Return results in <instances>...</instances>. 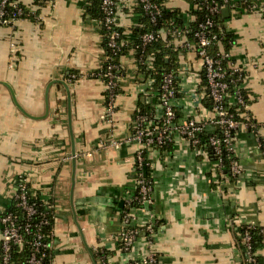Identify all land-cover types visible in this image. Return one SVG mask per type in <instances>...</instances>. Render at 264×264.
<instances>
[{
  "label": "crops",
  "instance_id": "crops-1",
  "mask_svg": "<svg viewBox=\"0 0 264 264\" xmlns=\"http://www.w3.org/2000/svg\"><path fill=\"white\" fill-rule=\"evenodd\" d=\"M20 1L30 15L0 24V212L11 205L18 179L24 177L35 192L53 202L52 264H94L70 198L71 136L64 81L71 89L77 148L73 203L87 242L94 253L103 252L99 264H143L139 259L149 248L158 253L159 264H241L236 230L252 223L264 236V13L237 8L230 9V16L224 14L225 24L237 36L230 52L246 69L249 108L259 123L257 132L241 129L237 135L243 178L229 180L219 174L206 150L197 152L182 139L173 140L170 153L150 155L151 208L157 219L153 241L150 245L142 230L132 249L124 251L121 208L135 189L133 162L139 147L131 139L133 121L144 101L143 88L152 80L138 67L133 48L122 54V90L108 121L105 83L95 74L105 48L99 20L88 11L92 0ZM166 4L180 8L187 20L195 18L191 0ZM116 14L126 37H133L143 18L137 0H117ZM180 60L186 68L179 74L180 118L212 116L210 109L197 107L194 96L198 81L192 73L201 72V59L189 51L182 52ZM259 253L264 264V244Z\"/></svg>",
  "mask_w": 264,
  "mask_h": 264
},
{
  "label": "built area",
  "instance_id": "built-area-1",
  "mask_svg": "<svg viewBox=\"0 0 264 264\" xmlns=\"http://www.w3.org/2000/svg\"><path fill=\"white\" fill-rule=\"evenodd\" d=\"M5 1L6 0H2V3ZM142 1H144V7L150 12L152 20H155V9H157L156 3H152L150 0ZM198 3H201L208 12L214 14L220 12L225 7H229L230 9L238 8L235 0H198L196 6ZM102 8L104 11L105 24L111 28L108 44L114 53H117L120 51L122 45L120 42L122 32L117 27H112L113 25L119 26L116 14L117 0H102ZM251 9H260V7L256 4H252ZM18 12H21L20 8L18 9ZM2 13L3 12H0V23L3 22V19L1 18ZM16 14L17 13H14V15ZM16 19L18 18H14L13 21ZM214 23L215 20L211 16H207L204 21L202 20L199 23V30L195 32L197 42L189 40L178 28L167 30L172 34L183 35L175 40V46L178 49L186 50L187 52L193 51L198 58L201 59V72L192 73L198 81L197 90L194 96L197 99V107L203 106V108L210 109L212 116L210 115L202 118L195 116L194 114H189L183 119L178 118L176 120L175 106L176 101L180 97V95L177 94V91L179 90L183 94V89L180 86L179 74L183 69H186L183 66L181 67V60H179V65L175 69H170L163 73L159 88L155 87L154 76H150L152 82L146 83V87L143 88L144 101L151 103L153 97L157 100L155 102L154 111H152L151 114H137L133 121L131 139L137 140L139 147L134 154L133 162L135 189L123 202L124 206H128L129 209L124 210L121 208L123 229L120 238L121 242L123 241L124 244L120 249L124 251L132 249L142 230H146L148 234L147 238L151 245L153 241L152 236L157 224V219L151 208L154 202V179L151 172L149 174L146 172V167L147 165H151V161L147 160L145 152H148V158H150V155L152 154L156 156L160 154L164 155L166 153L162 152L163 145L171 139H182L188 146H193L197 152H201L204 149L209 154V151L203 147L206 145L213 150L212 154L216 158H210L217 163L216 168L219 174L223 175L224 162L222 155L224 152H228L234 156L230 163V170L234 176V180L240 181L243 178V166L241 165L240 158L236 152L237 135L241 129L248 130L251 128V131L257 132L258 127L257 122L255 121L242 122L235 118L234 114L225 104V101L228 99L227 97L230 96L228 90L229 81L227 80L228 68H230L229 74L240 72L238 77L233 78V80H237L243 77L241 72L243 66L234 59L230 51L221 50L216 55L209 52L208 47L212 40L217 38L216 33L208 34L210 32L208 28ZM161 33L162 35H165L166 30H161ZM155 37L156 34L154 31L145 32L142 35V45L145 46ZM182 55L181 57H183ZM228 57H233V60H229L227 64L228 66H225L224 59H227ZM152 60V54H147V56H143V54L139 57L136 56L139 68L140 64L143 63H147L148 68H153L154 65ZM143 74L145 75V72H143ZM106 75L107 79L103 80L105 83V117L108 121H111L115 112V100L120 93L116 91V88H121V82L124 75L121 63L109 64L106 70ZM144 77H146V75ZM202 79H205L206 82L202 83ZM175 82L178 83V88L175 87ZM205 96L211 100V108L204 105L202 99ZM235 100L243 102L239 89H236L235 91ZM246 114L248 113L246 112ZM205 130L210 132L206 141L200 136V133ZM260 144L262 145V143ZM26 181L27 180L24 179V182ZM15 197L19 198V204L27 210L29 215L34 212L35 208L27 202L26 189L23 182L18 184ZM132 198L138 201L137 205H130ZM46 202L49 204V207L53 208L52 202L49 200H46ZM139 211H143V214H139ZM0 231L2 234L0 239V264H12L10 254L11 246L13 243L22 244L24 242L23 233L24 231L30 232V223L27 222L25 226L22 227L16 222L12 213H5L2 211L0 212ZM41 238L42 234L38 233L36 240L33 242L36 249L41 245L51 246L53 244L51 241L43 243ZM249 239L250 235L247 232L244 240L248 242ZM247 258L249 261H254L253 264H258L249 252L247 253ZM139 260L143 264H159V255L154 248H149L145 253L141 254ZM39 261L40 259H38L36 254L32 252L27 264H34Z\"/></svg>",
  "mask_w": 264,
  "mask_h": 264
},
{
  "label": "trees",
  "instance_id": "trees-1",
  "mask_svg": "<svg viewBox=\"0 0 264 264\" xmlns=\"http://www.w3.org/2000/svg\"><path fill=\"white\" fill-rule=\"evenodd\" d=\"M152 3H156V18L152 20L150 12L144 7V1L137 0V9L141 11L143 14L142 22L140 25H137L133 29V37L127 38L124 34L122 26H112L113 28L117 27L121 32L120 42L122 43L120 51L114 53V51L109 47V38L111 28H109L105 24L104 19V11L102 8V0H92L89 4L88 11L89 13L98 18L99 25L101 29V33L103 36V45L105 48V59L103 60L100 68L95 72L97 76L102 78V80L107 79L106 70L109 64L111 63H120V57L122 54L128 52L131 48L135 50V54L137 57L147 56V54L153 55V68H148L147 63L140 64V68L142 72H145L146 76H154L155 78V87L159 88V84L161 82L163 73L170 69H175L179 65L180 54L186 53V50H180L175 46L176 38H180L184 34L189 40L197 42V37L195 36V32L199 30V23L207 16H211L214 18L215 23L210 26L208 29L211 33H216L217 38L213 39L210 46L208 47L209 52L213 55H216L219 51H230L232 45L235 43L237 36L236 33L231 30L226 24V17L224 16L223 10L217 12L216 14L208 12L201 3H196L198 0H191L194 4L191 9V13L195 15V18L187 20L183 17V12L180 8H172L166 4V0H150ZM238 8H246L251 11V5L256 4L260 7V9L264 12V0H235ZM21 9V12H18V9ZM0 12L1 18L3 19L2 24H11L14 23V18H21L30 15L29 8L23 4L20 0H6L2 3L0 0ZM14 13H17L14 15ZM6 20V21H5ZM1 24V23H0ZM180 29L182 34L176 35L168 32L167 30ZM165 29L166 34L162 35L161 30ZM154 31L156 37L148 42L145 46L142 45V35L145 32ZM233 58V57H232ZM231 57L224 59V65L228 66V61L233 60ZM230 68H228L227 80L229 81V95L227 100L225 101L226 106L229 110L234 114L235 118L241 120L242 122H257V127L259 125L257 118L250 114V108L248 105L252 102L251 91L244 85V76L246 74V69L242 67L243 77L233 80V78L238 77L240 72L229 74ZM203 74V73H202ZM242 76V75H241ZM204 77V76H203ZM205 79H202V83H205ZM175 87L178 88V83L175 82ZM239 89V92L243 98V102H239L235 100V91ZM121 88L117 87L116 91L121 92ZM179 91V90H178ZM178 95H181L182 92H178ZM156 98L153 97L150 102L141 101L138 105V108L135 112V116L137 114L146 113L151 114L155 108ZM204 105L211 108L212 102L211 100L205 96L202 99ZM176 111V120L180 118L182 115L181 107L175 106ZM246 112L248 114H246ZM250 112V113H249ZM251 131V128L248 129ZM209 131L205 130L200 133V136L206 141L209 137ZM262 145L263 141L261 140ZM174 141L171 139L167 141L162 148L163 153H170L171 147L173 146ZM209 151V155L212 159H215L213 150L209 146H203ZM145 156L147 160L148 152H145ZM223 174L224 177H228L229 180H234V176L230 170V163L234 156H232L228 152L223 153ZM150 166L147 165L146 172L150 173ZM24 177L18 179V184L23 182L25 184L27 202L32 205L35 210L32 214H28L27 210L23 208L19 204V198H14L11 205L4 210L5 213H12L16 219V222L24 227L27 222L30 223V232L24 231V242L22 244L13 243L11 246L10 254L12 264H27L28 259L32 255V252L36 254V257L40 259L39 262L34 264H52L53 256H54V246L53 244L50 246L41 245L38 249L35 248L33 242L36 240V236L38 233L42 234L41 241L52 242L53 243V230H54V208L49 207L46 200L43 198L41 194L35 192V190L31 187L29 182H24ZM52 202L51 199H48ZM53 203V202H52ZM138 201L132 198L130 205H137ZM122 209L128 210V206L122 205ZM47 220V221H46ZM249 233L250 239L247 241L244 240L246 233ZM237 246L242 255L241 264H253L254 261H249L247 258V253L249 252L256 260L258 264H263L262 256L259 253V249L264 244V236L262 228L259 225L247 223L243 224L240 228L236 230L235 233ZM1 243V242H0ZM123 241L120 243V247L123 246ZM249 245V246H248ZM248 247V248H247ZM1 248V245H0ZM105 251V250H104ZM1 252V251H0ZM103 253V252H102ZM102 253L98 250L95 251V256L99 261Z\"/></svg>",
  "mask_w": 264,
  "mask_h": 264
},
{
  "label": "water",
  "instance_id": "water-1",
  "mask_svg": "<svg viewBox=\"0 0 264 264\" xmlns=\"http://www.w3.org/2000/svg\"><path fill=\"white\" fill-rule=\"evenodd\" d=\"M224 14H226V16H230V8L229 7H225L223 9ZM59 81V79H58ZM64 85L66 87L67 90V97H68V122H69V127H70V136H71V159H72V172H71V187H70V198H71V204H72V208H73V212H74V216H75V221L77 224V227L79 229V232L83 238V241L86 245V248L88 249V251L90 252L94 264H99V262L97 261V258L95 256V253L92 249V247L89 245V243L87 242V239L85 237V233L84 230L82 228V225L79 221V217L77 214V211L75 209L74 203H73V197H74V189H75V184H76V170H77V148H76V139H75V134H74V130H73V120H72V104H71V89L69 87V85L64 82ZM49 99H48V92L46 94V113L49 112Z\"/></svg>",
  "mask_w": 264,
  "mask_h": 264
}]
</instances>
